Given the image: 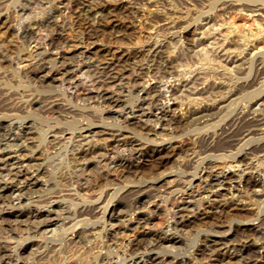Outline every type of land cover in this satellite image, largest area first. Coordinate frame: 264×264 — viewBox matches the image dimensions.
I'll use <instances>...</instances> for the list:
<instances>
[{
    "label": "bare ground",
    "instance_id": "obj_1",
    "mask_svg": "<svg viewBox=\"0 0 264 264\" xmlns=\"http://www.w3.org/2000/svg\"><path fill=\"white\" fill-rule=\"evenodd\" d=\"M72 7L69 28L78 45L94 44L109 33L129 32L132 28L125 19L132 17L138 23L163 22L167 33L149 34L145 42L129 33L126 47H99L102 62L87 66L88 47L72 57H53L51 51L67 46L69 31L58 20L53 0H0L5 14L13 10L21 18L14 30L16 40L22 50L34 44L31 56L37 60L32 73L18 75L7 68L13 59L0 42V264L20 260L50 264L67 249L85 245L82 233L93 238L82 264H128L129 260L138 264L144 255H151L150 264H195V253L189 250L191 241L196 244L200 237L193 225V231H187L186 217L215 206L220 209L215 218L225 224L227 211L219 199L227 195L237 203L256 206L258 217L248 221L264 225V0H82ZM231 10L255 18L256 33L221 34L229 28L225 18ZM209 24L208 32L199 37L196 31ZM190 27L194 44L177 55L172 63L176 72L169 77L161 73L158 86L148 90L154 78L144 48L162 51L167 40L176 41ZM231 34L237 39L232 41ZM56 81L59 88L53 84ZM89 109L95 111L86 112ZM46 113L57 114L52 118L56 121L44 119ZM9 118L19 122L2 124ZM98 124L109 129L89 136L80 133ZM60 126L64 131H57ZM177 137L185 138L183 145L160 150L140 144L144 140L160 145ZM110 138L109 145L105 141ZM26 147L30 155L24 153ZM125 152L137 154L139 160L125 161ZM37 155L44 156L43 163H34ZM144 169L151 170L146 174ZM101 170L121 175L110 181L108 173L106 185L90 186V178ZM166 175L173 179L166 181ZM157 180L162 185L152 183ZM79 187L86 192H78ZM154 220H164L166 229L146 231ZM242 226L238 228L244 239L254 235ZM121 229L135 238L116 244L114 237ZM184 232L188 234L182 241H190L191 246L181 250L189 256L166 262L168 254L161 255L167 251L164 244ZM104 238L107 243L98 242ZM32 239H38L36 249L24 244ZM249 244L231 247L226 264L243 255L254 262L256 249ZM211 245L199 251L211 250ZM71 258L62 264H74Z\"/></svg>",
    "mask_w": 264,
    "mask_h": 264
},
{
    "label": "rangeland",
    "instance_id": "obj_2",
    "mask_svg": "<svg viewBox=\"0 0 264 264\" xmlns=\"http://www.w3.org/2000/svg\"><path fill=\"white\" fill-rule=\"evenodd\" d=\"M78 1H82V0H53L55 6L57 7V11L59 12L58 13V16H59L58 17V20L59 21H61V20L64 21L68 28L71 26V24L73 22V18L72 17L74 15H73V12H72V9H73L72 6H73L74 3L78 2ZM0 13L2 14L0 16V27L1 26L2 27H4V26L6 27V28L4 27V29H1L0 30V42L2 41L1 43L2 44L4 43L3 47H4V50L6 52L5 54H7V57H9V59H10V57H12L11 59H13V60H11L12 62L10 64H6L7 65V68L9 70H12V71L14 70V73H16L18 75H20L21 73H22V75L25 74V71H26V73H32L31 71L34 70V66H35V64L37 62V60L36 59H33V57L31 56V52L33 53L36 50L35 45L33 44L31 46V48H30L31 51L30 50H22V48L20 47V44H19L18 40H16L17 38H16V35H15V32H14V30L17 27L16 25L19 24V21L21 20V18H19L17 16V14H15L13 12V10H10L9 11V14H5V11L0 9ZM226 16L227 17L225 18V21H226L227 28L228 27L229 28H228V30L227 29H222L221 34H223V33H227L228 34V33H230V31H233V30L237 34H238V32H239V34L242 32V33H246V34H250V35L253 32L256 33V29H257L256 24L257 23H256V21H254L255 18L252 19V18L248 17L247 14H245V13H239L237 10H231V11H229V13L226 14ZM7 17H8V20L7 21L4 20ZM4 21H6V22L4 23V25H2V23ZM17 22H18V24H17ZM125 23H127L128 26L130 25V27L132 28L129 32L128 31L125 32V33L124 32H119L120 34L119 33H111V34L109 33V35L107 34L105 37H100V39H98L94 44H89L91 42H88L87 44H80V45H78L77 40H76V37H75V34L69 28V31L67 32V35L68 36L65 37V38L68 39L67 46L65 48L63 47V48L58 49V50L53 51V52L51 51V53H52L53 57H57V56L60 57V56H63V55H65L66 57H72V55H75V54L79 53L80 51L85 50L86 49L85 47H88V50L90 52H89V54H87L89 56V59H87V62H86L87 64L86 65L87 66L88 65H98V64H100L102 62V60L104 58L103 57V54L100 51H98V48L99 47H104V46H107V47L108 46H111V47L112 46L113 47L121 46L122 48H124V47H126L125 44L127 43L128 38H129L127 34H129V33L131 35L132 34H136V36L140 40H142V41H144V38L147 37L149 34L150 35H153L154 32H158V33L159 32H163V33L166 32L167 33V31H164L165 30V26H164L163 22H160L158 24H154V22H148V23H146V22L143 23L142 22V23H138L136 21V19L134 17H132V18H130L128 20L125 19ZM204 24H205V22H204ZM210 26L211 25L209 24L207 26H204L202 29L201 28L198 29V31H196L197 35L199 34V37H201L202 35H200V34L207 33L208 31H207L206 28H209ZM191 28H193V27H190L188 29V31H190L189 33L183 32L181 34H178L179 36H181L183 38H180L178 36L179 39L177 38L176 41L177 40L178 41L180 40L181 42L180 41L179 42L178 41L176 42L175 40H173L176 43L175 44V43H173V41L172 42H169L170 40H167L165 42V45L166 46H165V48L162 51H153V50H151V51H147L146 52V50L149 49V46H147V47L144 48L145 49L144 55L146 54V59L148 61L147 64L149 66V75L154 78L153 81H149L148 82V90L150 88L156 86V85L158 86V79H160V77L162 76L161 73L166 72V75H168V77H169V75H170L169 73L176 72V68L173 67V66L175 65L174 63H175V59H176L177 55H179V54H181L183 52H185V53L188 52V48L190 49V46H192L194 44L193 43V39L194 38H192V35L190 34L193 31V29H191ZM255 33H253V34H255ZM229 36H232L230 38V39H232V41L237 39V35L234 36V35L231 34ZM206 38L207 37H205V39ZM146 40L147 39L145 38V41ZM182 41H183V43H182ZM209 41H211V40H208V42ZM167 42H169L170 44L167 43ZM263 47L264 46L262 45L261 46V50H264ZM19 57H21V58H19ZM0 58H1V55H0ZM172 63L174 65H172ZM55 76H57V77H55ZM54 77L55 78H59L60 75L58 76L56 74V75H54ZM131 77H134V75L131 74ZM130 80L131 79H126L124 82L130 84L131 83ZM171 82H173V80H171ZM53 84L55 86H57V88H59L60 83H58V81H56ZM48 86L49 85H47V84L44 85V87L46 89H49L50 86L49 87ZM38 88L41 90V87H38ZM45 88H42V90H45ZM73 98H74V101H75V99L77 97H73ZM162 101L164 102V100H162ZM75 103H77V101H75ZM33 108H34V105H33ZM92 111H95V109H89L86 112H92ZM49 115H51V117H49ZM49 115L46 113V114L43 115V118L45 119V117H47L46 120H48L50 123L51 122L53 123L54 121H56V120H54L52 118H55L57 116V114L50 113ZM104 116L105 117H108L106 113H104ZM49 119H52V120H49ZM61 119L63 120V118H61ZM61 119H59V120H61ZM8 121H13V123H16L17 124L19 122V119L17 120V119L9 118V119H7L5 121H1V122H2V124H4V123H6ZM27 121H31V119L30 120L28 119ZM152 125H154V123H152ZM156 126H157L156 128L158 130L160 128V124L159 125H156ZM41 128L43 130H46L47 129V124L43 123V125H41ZM103 129H109V128H108L107 125H100V124H98V125H95V126L86 128V129L82 130L80 133L83 136H89V135H93V133H95L97 131H100V130H103ZM57 131H64V128L62 126H60L57 129ZM263 131H264V128H263ZM67 133H69V132L67 131L65 134H67ZM127 135L130 136V137H132V135H130V134H127ZM104 138L105 137L98 136L96 139H104ZM184 139L185 138H183V137H177V138L171 140L170 142H164V143H162L160 145H157L156 143L146 142V141L143 140V142H141L140 144L147 145L150 148H159L160 147L159 149L161 150L163 147H169L170 145H172V146H181V145H183ZM34 141L35 142H33V143H36L37 142L36 139ZM112 142H113V140L111 138H110L109 141H105V143H108L109 145ZM29 145L30 146L32 145L31 147H33V145H35V144H29ZM69 148H71V145H69ZM69 148H68V150H69ZM30 151H29V148L26 147V150H24V153H27V154L30 155V153H31ZM128 154L130 155V152L129 153L128 152H125V155L123 156V158H125V161L128 158H131L130 160H132V161L135 160V162L139 160V156H137V154H133L132 155L133 157L132 156H128ZM38 156L39 155L36 156L37 157V160H34V163H43L44 156H42V157L39 156V159H38ZM56 159H55V161H57ZM170 167H171V165L169 164L168 165V168H170ZM149 170H151V169H144L143 171H145L146 174H147L148 172H150ZM164 170L165 169H161V171H164ZM101 171H100V173L98 175L90 178V183H89L90 186H94V184H96L98 182L105 184V182L107 183L108 180H110V181H116V180H118V178L121 175V173L119 175L118 174L119 172L116 173L113 170L110 173L107 172V171L104 172V170H101ZM107 174H108V178L109 179L107 178ZM164 177H165L166 181H170V180L173 179L170 175H166ZM160 182H161V180H157V181H153L152 183L154 185L159 186V185H162V184H160ZM77 190H78V192H81V194H83V193L86 192V190H83L82 187H79ZM219 200H220L219 204L224 206L223 207L224 211L225 210L227 211V212L225 211L226 212L225 214L227 215V217H228L229 220L227 219V222L225 224H220L219 220L216 219L217 216H218L216 214L218 213V211H220V209L219 210H216L217 208L215 206L210 207V208H207L209 210H207V209L204 210L205 208H201V209H199V211L197 210L198 211L197 214H195V215H192L191 214V215L187 216L186 217V220H188L190 222V226L187 228V231H193L194 230L195 232H199L198 234H199V237H200V241H196V244H195V241H191L192 244H193V246H191V242L190 241L189 242L188 241H182L183 238L186 236L185 233H187V232H184V234H183L184 236L183 235L182 236L176 235L175 236L176 239H177L176 241H168L166 244H164V250L163 251H166V250L168 251L169 248L170 249H173V250H169V252L166 251L164 253H161V255H163V254L167 255L168 254L167 256H165V259L167 260L166 262H170L171 263V262H173L175 260L176 261H181V260H183V258L185 259V257L187 259V256H189V255L188 254L185 255V254L188 253V252H185L184 253V251H182V250H184V248L186 247V245H190L191 247H190L189 252L195 253V257L197 258L196 261H195V264H218V263L219 264H226L228 258L230 259L229 256L232 255V252H233V249L231 247H237V249H240V247L243 248L244 246H248V244L251 242L249 245H252L254 247V250L256 249L255 250V253H256V257L257 258H255L253 260L254 262H249V260L247 261V256L243 255L244 257H246L245 259H244L243 256L242 257H237V258L233 259L232 260V263H230V264H264V239H263L264 238V225H259L258 226V224H261L259 222V220H257V222H259V223H257L256 221L255 222L248 221V220H251V219H256L258 217V215H256L257 214V210L255 209L256 206H253L254 207L253 208L252 205H249V204L248 205L247 204H244L243 205L241 203H237V202H235V199L231 198L230 195H227L226 197L221 198ZM223 201H225V202L223 203ZM221 203H223V204H221ZM246 205H247V207H246ZM248 206H249V208H248ZM49 209H53V208L50 207ZM261 216L262 217L264 216V211H263V213H261ZM217 221L219 223H217ZM165 223L166 222L164 220H160V221L159 220H154L149 225L150 227H147V229H145V230L146 231H148V229L149 230H152V231H155V230L158 231L159 229H160V231L161 230H164V229H166L165 227H166V224H167V223L166 224ZM54 224H56V223H54ZM59 224L54 225V226H50L49 227V230L56 229ZM194 224H196L195 226H197L198 228H196L194 226ZM151 225H153V226H151ZM191 225H193V230H191L192 229ZM238 225H240V226L243 225L242 226L243 228L248 229V230H250V229L253 230L255 232L254 235H252V237H250L249 239H244L245 237H243L241 235V233L239 231L240 228H238ZM201 227H203V228H201ZM254 229H256V230H254ZM230 230H231V232H230ZM215 231L216 232H220V233L219 234L218 233H215ZM224 231L227 234H224L225 233ZM78 232H81V230L79 231V229H78ZM238 233H239V235H238ZM260 233H262V234L260 235ZM82 235L83 236H81V239L84 240L83 241L84 243H85V240H86L85 245L82 244L84 246V248H83L82 245H80V246L72 247L73 249H67V251L64 254H62L63 256L62 255L61 256H57L56 257L57 258L56 260H54V258H53L52 261L50 262V264H62V263H64L65 258H68L69 259V257L70 258L72 257L71 259L74 260V264H82V263H85L86 257H87V255H89V254H87V253H89L88 252L89 249L87 247H88V244H90V243H88V241L89 242H93L92 241L93 238L92 239L90 238L91 235L89 236V235L83 234V233H82ZM133 235L134 234L131 233L130 231H127V230L124 231V229H121L120 231H118L117 235L114 237L115 239H114L113 242L116 241V244L123 245V242L124 243L127 242L128 241V238H129V240L130 239H134L135 238V235L134 236ZM233 236H235V237H233ZM259 236H260V238H259ZM172 238H173V236L168 237L169 240H171ZM232 238H234L235 240H233ZM237 238H239V241H237L238 240ZM88 239H90L91 241L88 240ZM104 240L105 241H103V239H101V241H98V242L99 243L102 242V244L107 243V239L104 238ZM180 240H181V243H180ZM0 241H2V240H0ZM37 241H38V239H32L30 241H25L24 244L30 245V247H32V249H36L37 248V245H38V242ZM121 241H122V243H121ZM204 243L205 244L208 243V244H206L207 246L208 245L210 246L211 244H212L211 246L214 245L213 246V249H211V250L208 249L207 251H205L206 250V245H204ZM80 247H82L83 249L80 248ZM86 248L88 249L87 251H86ZM203 248L205 249L204 252L199 251V250H203ZM79 249H81V250L80 251H77ZM68 250H70V251H68ZM194 250H196V251H194ZM212 250H213V252H212ZM214 250H216V251H214ZM181 251H182V253H181ZM85 254H87V255L85 256ZM175 254H177V255H175ZM181 254H184L185 256L184 255H181ZM171 255H172V258H173L172 260H171ZM150 256L151 255H144L143 258H140V259L138 258L139 260H137L138 261L137 263L138 264H150L151 261L148 260V258ZM180 256H181V258H180ZM25 257H27V254L25 255ZM28 257L31 258V255H29ZM226 258H227V260H226ZM53 260H54V262H53ZM146 260L148 261V263H147ZM75 261H77V262H75ZM129 261H128V264H134V263H131ZM222 261H223V263H222ZM22 263H23V260H20L19 264H22Z\"/></svg>",
    "mask_w": 264,
    "mask_h": 264
}]
</instances>
